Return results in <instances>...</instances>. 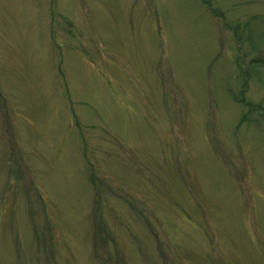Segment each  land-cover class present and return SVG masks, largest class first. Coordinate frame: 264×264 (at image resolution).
<instances>
[{
    "label": "rangeland",
    "instance_id": "374dc122",
    "mask_svg": "<svg viewBox=\"0 0 264 264\" xmlns=\"http://www.w3.org/2000/svg\"><path fill=\"white\" fill-rule=\"evenodd\" d=\"M0 264H264V0H0Z\"/></svg>",
    "mask_w": 264,
    "mask_h": 264
}]
</instances>
